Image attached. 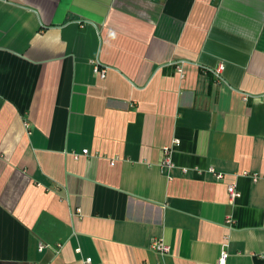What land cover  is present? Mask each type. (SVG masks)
Wrapping results in <instances>:
<instances>
[{
	"label": "crops",
	"instance_id": "crops-1",
	"mask_svg": "<svg viewBox=\"0 0 264 264\" xmlns=\"http://www.w3.org/2000/svg\"><path fill=\"white\" fill-rule=\"evenodd\" d=\"M223 251L264 264V0H0V264Z\"/></svg>",
	"mask_w": 264,
	"mask_h": 264
},
{
	"label": "built area",
	"instance_id": "built-area-1",
	"mask_svg": "<svg viewBox=\"0 0 264 264\" xmlns=\"http://www.w3.org/2000/svg\"><path fill=\"white\" fill-rule=\"evenodd\" d=\"M223 69L222 65H219L217 68V73H219L220 70ZM99 73V75L104 78L105 77V71L101 70V71H97ZM87 151L84 150L83 154H86ZM164 153L168 154V148L164 149ZM165 163L168 164V160H165ZM210 172L213 173V175L215 176L217 181H222L223 180V175L221 173H216L213 169H210ZM257 177L253 176V181H256ZM227 192L229 194V197L231 200H234L235 198H237L239 196V193L237 192V190L235 189V186L233 185H229L227 187ZM43 245H39V249H42ZM149 248L152 250H155L157 252H160L161 254L166 253L168 251V248L161 242V241H152L149 245ZM226 258H227V253H225L224 251L221 253L219 260L217 262V264H225L226 262ZM91 260L90 259H86L84 261L83 264H90Z\"/></svg>",
	"mask_w": 264,
	"mask_h": 264
}]
</instances>
